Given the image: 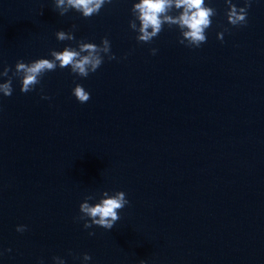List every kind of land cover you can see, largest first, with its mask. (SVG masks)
<instances>
[{
  "label": "water",
  "instance_id": "obj_1",
  "mask_svg": "<svg viewBox=\"0 0 264 264\" xmlns=\"http://www.w3.org/2000/svg\"><path fill=\"white\" fill-rule=\"evenodd\" d=\"M135 2L84 18L55 0H0V72L81 39L107 37L117 57L87 78L58 67L33 91L14 78L0 93V264H264V0L237 27L226 0H210L199 48L167 25L138 42ZM73 25L76 41H58ZM104 191L130 203L111 230L86 229L80 204Z\"/></svg>",
  "mask_w": 264,
  "mask_h": 264
},
{
  "label": "clouds",
  "instance_id": "obj_2",
  "mask_svg": "<svg viewBox=\"0 0 264 264\" xmlns=\"http://www.w3.org/2000/svg\"><path fill=\"white\" fill-rule=\"evenodd\" d=\"M112 0H55L54 8L61 16L70 10L82 14L84 18H90L98 15L105 4H111ZM228 10L226 12L228 23L233 27L245 26L248 23V9L252 6V0H244L243 7H237L232 0H226ZM133 19L130 20V28L137 32L138 42L151 43L154 38L163 31L167 25L170 29L178 27L181 38L180 44L190 48H199L207 42L206 30L212 25V17L217 15L214 7L206 3V0H139L131 8ZM139 22V25L137 23ZM76 25L68 31H58L56 38L58 41H76ZM225 32L229 29L225 28ZM221 42L224 41V32L217 34ZM77 47L67 46L63 51L51 50V59L40 58L25 63L23 60L17 61L15 69L10 66L4 67L0 72V77H7L6 82L0 83V93L10 97L13 94V79H19L23 93L33 91L37 85L41 84L42 78L46 73L55 71L58 67L64 69L70 67L73 74L82 78H87L91 73H95L104 63L107 56L109 60L117 59L111 51V42L107 37L102 38L101 44L85 42L83 39L76 41ZM158 49L153 48V55ZM126 58V57H125ZM12 73L9 75V73ZM72 94L81 103H86L90 99V93L85 90L81 84H77ZM42 99H50L43 96ZM96 200L95 195H88L84 202L80 204V215L76 218L78 221H84V227L91 228L93 225L111 230L117 221L120 220L119 211L129 205L130 201L126 198V193L117 191L110 194L104 191L98 202L90 203ZM18 232H25L26 225H19ZM95 235L94 232L89 233ZM7 251H11L8 249ZM3 253L0 252V255ZM71 254V253H70ZM56 264H66L65 260L59 256L53 258ZM92 257L85 253L83 261L87 262ZM43 264V261H40ZM140 264H146L141 261Z\"/></svg>",
  "mask_w": 264,
  "mask_h": 264
}]
</instances>
